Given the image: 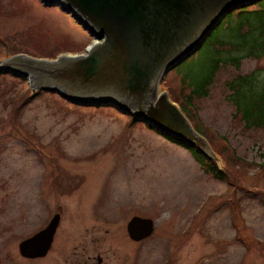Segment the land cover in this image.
Listing matches in <instances>:
<instances>
[{"label": "rangeland", "instance_id": "374dc122", "mask_svg": "<svg viewBox=\"0 0 264 264\" xmlns=\"http://www.w3.org/2000/svg\"><path fill=\"white\" fill-rule=\"evenodd\" d=\"M234 16L166 72L158 92L177 105L206 61L204 50ZM94 41L57 6L0 0V61L84 54ZM251 71L264 78V53L242 58L237 68L220 64L207 95L194 98L189 110L212 149H226L213 152L226 181L112 106L73 104L46 91L33 95L25 76L2 71L0 264H264V127H243L225 86ZM54 212L59 224L47 254L22 257L18 243ZM132 215L153 220L149 237H127Z\"/></svg>", "mask_w": 264, "mask_h": 264}, {"label": "water", "instance_id": "95a60500", "mask_svg": "<svg viewBox=\"0 0 264 264\" xmlns=\"http://www.w3.org/2000/svg\"><path fill=\"white\" fill-rule=\"evenodd\" d=\"M57 6L91 37L84 54L36 59L13 55L0 70L25 76L31 90L56 93L79 105L112 106L215 158L206 140L190 125L165 91L157 90L168 70L182 62L232 9L256 0H39ZM48 223L18 243L22 257L45 254L58 222ZM153 220L131 216V240L147 238Z\"/></svg>", "mask_w": 264, "mask_h": 264}, {"label": "trees", "instance_id": "16d2710c", "mask_svg": "<svg viewBox=\"0 0 264 264\" xmlns=\"http://www.w3.org/2000/svg\"><path fill=\"white\" fill-rule=\"evenodd\" d=\"M252 4H254L255 8H251ZM233 13H235V21H231L228 25L223 26L222 31L224 35L218 38L215 44H211L209 49L204 50L207 54L204 58L206 61L199 65V67H201L198 69L197 74L191 77L196 79L192 84L189 83L187 85L189 87L187 93L183 94L181 91V97L177 103V106L189 121L192 128L200 134L209 145L211 144V140L207 139L205 135L206 130L203 129L200 124H192L190 120L192 116L189 110L194 107L192 100L207 95L208 86L220 64L229 63L234 68H237L242 58H259L264 53V0H256L249 5L232 9L222 18L213 30L222 27L223 20ZM208 37H206V39ZM206 39L202 42L200 47L205 43ZM200 47L197 50H199ZM194 52L189 56L193 55ZM0 73L4 72L0 71ZM225 86L229 90L227 99L233 105L234 114H238L239 119L243 123V127H264V78L256 71H251L242 75L236 74L225 82ZM40 92L41 90H35L33 95ZM130 119L131 121H136L135 118L131 116ZM144 125L163 136L171 143L187 149L204 173L209 174L215 179L226 181L224 171L216 166L217 158L211 159L198 152L193 147L185 145L181 140L162 134L148 124ZM219 146L220 149L217 151L226 150L221 145ZM214 151L216 150L212 149V152ZM216 155L219 156L220 154L217 153Z\"/></svg>", "mask_w": 264, "mask_h": 264}, {"label": "flooded vegetation", "instance_id": "af4514ba", "mask_svg": "<svg viewBox=\"0 0 264 264\" xmlns=\"http://www.w3.org/2000/svg\"><path fill=\"white\" fill-rule=\"evenodd\" d=\"M55 213H58V215H60V213L59 212H54L53 214H55ZM52 214V215H53ZM132 216H137V215H132ZM141 217V216H140ZM129 220V219H128ZM127 220V221H128ZM49 221V220H48ZM48 221L45 223V225L48 223ZM58 222H59V219H58ZM57 222V224H56V226H55V229H54V232H53V234H52V238H51V241H50V244H49V247H48V249L46 250V252H45V254L43 255V256H41V257H44L46 254H47V252L49 251V249H50V247L52 246V244H53V242H54V238H55V234H56V231H57V229H58V223ZM127 223V222H126ZM44 225V226H45ZM43 226V227H44ZM41 229V228H40ZM125 231H126V224H125ZM126 234H127V232H126ZM127 237L129 238V236H128V234H127ZM130 239V238H129ZM131 240V239H130ZM140 240H142V239H140ZM132 241H134V240H132ZM35 258H40V257H35ZM32 259H34V258H32Z\"/></svg>", "mask_w": 264, "mask_h": 264}, {"label": "bare ground", "instance_id": "6f19581e", "mask_svg": "<svg viewBox=\"0 0 264 264\" xmlns=\"http://www.w3.org/2000/svg\"><path fill=\"white\" fill-rule=\"evenodd\" d=\"M169 71V70H168ZM212 151V150H211Z\"/></svg>", "mask_w": 264, "mask_h": 264}]
</instances>
